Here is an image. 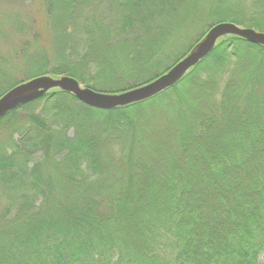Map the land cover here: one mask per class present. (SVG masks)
Masks as SVG:
<instances>
[{
    "label": "trees",
    "instance_id": "obj_1",
    "mask_svg": "<svg viewBox=\"0 0 264 264\" xmlns=\"http://www.w3.org/2000/svg\"><path fill=\"white\" fill-rule=\"evenodd\" d=\"M203 1L192 10L184 6L188 22L177 27L172 16L183 0H98L99 7L106 5L103 13L114 15L119 7L127 19L123 27L150 20L149 27L167 32L147 51H123L119 62L93 60L91 73L74 55L79 44L96 45L103 36L64 32L65 41L56 32L57 54L65 57L64 45L73 50L53 72L46 70L48 59L40 51V59L16 68L12 58H22L20 48L0 57V97L23 83L18 71L26 81L68 75L91 89L121 93L167 72L216 24L228 21L264 33V0H206L200 6ZM43 2L47 11L54 10V0ZM95 2L62 0L71 8L65 14L78 7L91 16ZM186 32L193 40L185 39ZM117 78L121 88L106 86ZM263 83L264 48L227 37L179 84L150 100L105 111L55 90L11 112L0 121V134L8 136V142L0 140V198L7 205L0 214V264H260ZM159 109L166 110L165 125L176 130L174 148L153 140L163 129L147 117L154 119ZM88 116L105 118L108 133L127 132L122 155L111 165L113 179L100 158L107 142L85 132L93 126ZM64 119L88 124L73 140L55 125Z\"/></svg>",
    "mask_w": 264,
    "mask_h": 264
},
{
    "label": "rangeland",
    "instance_id": "obj_2",
    "mask_svg": "<svg viewBox=\"0 0 264 264\" xmlns=\"http://www.w3.org/2000/svg\"><path fill=\"white\" fill-rule=\"evenodd\" d=\"M95 1V3H92L95 5H92L93 16H91L89 14H86L85 11H82V9L78 11V7V12L75 11L73 13H69V10L71 8L63 5L62 0H54V10L51 6L48 11L45 9L43 0H0V23L2 25V32H0V57L4 58L5 56H13L15 51L14 49L20 48L19 52H21L22 58H12L11 66H15L16 68L18 66L22 67V64H27L26 60L28 59H40V57H37V52L40 51L43 52V56L47 57L48 59L46 70H48L49 72H53V70H56L60 66L59 63H62L64 61L63 59H65L69 51L72 52L73 50V48H68L66 45H64L62 52L65 54V57H61L60 54H57L58 50L60 49V41L57 33L61 32L63 34V39L66 41L64 32H93V35H97L95 37L96 40H98L97 38L99 36H103L101 41L98 40V43L96 45L91 46L79 44L77 51L78 55H74V61H79L82 59L84 66H86V71H88V73H91L93 72L91 69V62L93 60L100 61L105 58L107 59L106 61L109 62H119L121 61V57L122 60L126 57L124 56L126 53H123V51H135V49L137 48L141 49V51L143 50L142 52L147 51L152 47H155V44L158 43L159 38L162 36V32H167L165 28L157 29L155 25L149 27V25L151 24L150 20H148L147 23L145 22L144 24H140L139 21H135L123 27L127 19L123 20L122 17H120L119 11H117L119 7L117 9H114L113 11H115V14L111 15L107 12H102V9L106 7L105 4L100 5L99 7L98 0ZM183 1L184 2L180 3V5L178 6V10L181 11H177V13L172 16V18L176 21L177 27H180V25H185L188 22V16L190 15V13L184 14V6L185 8L192 10L193 7L197 6V3L199 2V0H193V2L192 0ZM205 1L206 0H204L200 4V6H204ZM90 8L91 7H88L87 9ZM197 8L194 9V11H196ZM125 10L126 12L129 11L127 9ZM66 11L69 12L65 14ZM158 18L159 20L164 19L163 16H160ZM70 21L71 24H73V27L69 28L68 25ZM160 23L166 25L164 21H160ZM58 25L62 26L60 27L62 29L59 28V30L57 31ZM186 33H188L189 36L185 39H188L190 41L191 39L193 40L195 35H191L190 32ZM132 41L138 43H133ZM24 52H27V54H24ZM116 53H120L122 55H117ZM69 63L71 64L72 62L69 60ZM129 64L130 63L128 61V65ZM162 73H165V70H163ZM16 74L18 75L17 78L19 79V82L26 81L24 74L19 71ZM45 76L58 78L68 75L56 76L49 74ZM117 76H119V74H117ZM82 85L88 87L85 84ZM116 85H119L118 78L113 80L111 83L106 84V86H110V89L121 88L117 87ZM260 89L264 90V83L260 85ZM93 90L101 93H107L98 89ZM37 108H40V106ZM164 110L165 109H159L158 112H156L157 114H155L154 119L148 116L147 120L153 123V127L163 129V133H161L160 136H158V134H156L155 132V134L152 135L155 144H158L160 146L165 144L164 146H166L167 148H174L175 144H177V133L172 124L165 125L168 120V116L166 114V110ZM68 120L64 119L63 122L56 121L58 123H55V125L64 128L63 131L65 132L64 134H66L65 136L73 140L76 137H80L79 132L81 131L82 126L88 124V122L86 123V121H91V124L93 126L88 124L85 132L88 131L90 134H94L95 141L99 142L100 140H102L104 142H107L106 148H104V150L100 153V158L102 159L103 157V162L111 169L109 178L113 179L114 176L111 178V175H114V172L112 173V170H114V166L111 165L113 161L118 162V157H121L122 155V152L120 151L121 149H123V146L127 144L125 138L127 137V132L121 133L120 130H116L114 131V133H108L107 130L104 131L103 129L105 128V126H107V124L105 125V118L97 120L91 118V116H88V120L80 121L77 123L69 122ZM220 125L221 124L219 123L218 128H220ZM151 130L152 129H150V131ZM14 138L18 140L19 134L14 133ZM1 139L2 142H8V136L6 135V133L1 132L0 140ZM37 157H39V155H37ZM2 187L3 186L0 185V196L4 193ZM6 209V202L0 198V214L3 213ZM259 263L264 264V252L259 258Z\"/></svg>",
    "mask_w": 264,
    "mask_h": 264
},
{
    "label": "water",
    "instance_id": "obj_3",
    "mask_svg": "<svg viewBox=\"0 0 264 264\" xmlns=\"http://www.w3.org/2000/svg\"><path fill=\"white\" fill-rule=\"evenodd\" d=\"M227 37H236L249 44L264 48V33L224 22L212 26L203 38L180 61L153 81L116 94L97 92L69 76L54 78L40 76L25 81L0 97V121L11 112L35 102L52 91L72 95L76 100L99 110H116L150 100L179 84L191 70L196 68Z\"/></svg>",
    "mask_w": 264,
    "mask_h": 264
}]
</instances>
